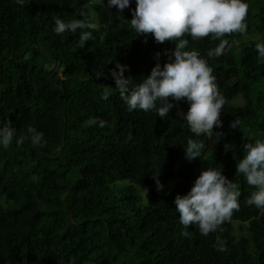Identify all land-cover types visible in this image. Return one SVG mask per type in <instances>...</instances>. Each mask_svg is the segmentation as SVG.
<instances>
[{"label":"trees","instance_id":"trees-1","mask_svg":"<svg viewBox=\"0 0 264 264\" xmlns=\"http://www.w3.org/2000/svg\"><path fill=\"white\" fill-rule=\"evenodd\" d=\"M244 2L247 34L223 37L224 55L207 56L219 40L186 37L185 50L207 60L227 101L223 127L214 129L225 135L213 145L179 115L188 110L185 100L161 119L154 110L129 112L115 89L117 62L127 66L131 88L169 62L165 50L175 48L131 28L135 0L122 13L107 9V0H0V127L11 121L16 129L11 145H0V264H264V210L246 203L256 189L236 173L244 146L264 141V59L255 48L264 43V0ZM54 17L88 18L100 28L57 35ZM82 31L94 37L83 48ZM106 85L112 89L104 100ZM89 118L106 126H84ZM28 127L44 134L45 146L31 143ZM21 136L27 138L18 145ZM189 139L206 145L191 162ZM225 143L235 146V159ZM221 167L239 185L240 210L215 233L202 236L193 225L191 236H182L176 196L186 195L202 170ZM237 226L248 234L237 237ZM217 237L226 251L214 247Z\"/></svg>","mask_w":264,"mask_h":264},{"label":"clouds","instance_id":"clouds-1","mask_svg":"<svg viewBox=\"0 0 264 264\" xmlns=\"http://www.w3.org/2000/svg\"><path fill=\"white\" fill-rule=\"evenodd\" d=\"M29 2L30 0H16L21 6ZM135 3L130 25L137 35H151L158 44L174 42L175 48L170 53L165 50V54L169 55V62L162 67L157 63L150 74L134 87H129L133 79L125 76L127 66L117 62L116 69L111 70L116 83L115 89L119 90L128 111L154 110L163 119L176 107L173 102L185 100L189 105L188 110L179 115L186 121L190 131L197 137L205 136L213 145L219 143L225 134L214 129L223 127L221 113L227 101L218 88L213 69L207 60L197 50H185L189 45L186 37L193 41L206 37L219 40L218 45L207 52V56L218 58L224 55L229 48V41L223 37L247 34L249 4L244 0H135ZM104 6L107 9L116 7L118 13H122L130 6V0H107V5L104 3ZM54 20L53 31L57 35L75 33L77 29L99 31L100 28L98 23L91 22L88 18L66 22L54 17ZM91 39H94L92 31H82L79 37L81 48ZM144 43H147V39ZM255 48L259 58L264 59V43H257ZM156 55L159 57L160 53ZM96 76L100 78L103 72L97 71ZM111 89L112 87L105 86L102 99L109 98ZM97 123L103 128L107 122L89 118L84 126L91 127ZM239 125L238 119L230 122L232 129H238ZM15 131L11 127V121L0 127V145L4 149L11 145ZM27 132L33 145L45 146L42 132L34 127H28ZM26 138L21 136L17 144H22ZM205 147L203 140L189 139L185 147V158L189 162L200 158ZM224 149L225 152L232 149L235 159L233 144L225 143ZM244 153L243 158L238 160L236 173L242 174L247 184L256 189L246 203L264 210V141L256 140L254 144H246ZM222 167L219 170H202L191 190L184 196H176L174 203L179 212V221L185 229L181 232L182 236L190 237L191 233L187 229L193 225L198 227L202 236L215 233L224 223L231 222L234 213L240 210L239 197L242 193L239 185L222 174ZM158 175L153 178L156 180L157 191H161L163 185ZM214 247L218 251L227 250L226 242L220 237H217Z\"/></svg>","mask_w":264,"mask_h":264},{"label":"rangeland","instance_id":"rangeland-1","mask_svg":"<svg viewBox=\"0 0 264 264\" xmlns=\"http://www.w3.org/2000/svg\"><path fill=\"white\" fill-rule=\"evenodd\" d=\"M93 18L96 21V16L94 14H93ZM48 66L50 68H54V64H49ZM238 104L241 105L242 101L239 100ZM151 188H153V187H151ZM236 224H238V223H236ZM247 234H248V229L247 228L241 229L239 226H237V228H236V236L237 237L246 236Z\"/></svg>","mask_w":264,"mask_h":264}]
</instances>
